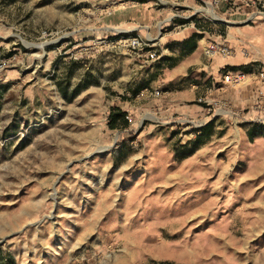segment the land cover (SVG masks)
Returning a JSON list of instances; mask_svg holds the SVG:
<instances>
[{
    "label": "rangeland",
    "instance_id": "obj_1",
    "mask_svg": "<svg viewBox=\"0 0 264 264\" xmlns=\"http://www.w3.org/2000/svg\"><path fill=\"white\" fill-rule=\"evenodd\" d=\"M203 1L0 0V264H264V0ZM192 20L252 76L162 85Z\"/></svg>",
    "mask_w": 264,
    "mask_h": 264
},
{
    "label": "crops",
    "instance_id": "obj_2",
    "mask_svg": "<svg viewBox=\"0 0 264 264\" xmlns=\"http://www.w3.org/2000/svg\"><path fill=\"white\" fill-rule=\"evenodd\" d=\"M141 5V4H140ZM146 7V10L149 9V12L152 16L157 17L159 15V10L153 7V5H148L147 3L143 4ZM144 6H142L144 8ZM171 19H164L160 20L156 23V27L159 30H162V28L169 26L171 23ZM130 17H128L126 14L123 16V26H126V24H129V27H132L133 24H137L138 21H129ZM194 21V20H192ZM192 21L190 23L191 28H194L195 31L191 32H177L172 36V40L175 42L176 46H185L186 43L188 45V42H194L196 44V48H194L192 51L187 52L185 55L183 54L184 50H172L168 53H161L159 54V58L169 61L168 59H176L178 58V61H171V63H174L170 67H166L162 69L165 71V76H167L165 79H162V85H166L168 83L169 86H208L211 82V79H214L217 81L216 74L219 73H226L228 71L231 72H238L241 71L243 73V70H233L230 67H240V66H249V73H246L247 76H252L250 72L252 71V68L254 64L250 62V60H247L244 62V60L238 58V57H232V58H217L213 62L216 64H212L209 59H211L213 56H211L207 52V46L205 45V41L208 40L209 35L203 29V27L200 26L199 23H196L195 21V27H192ZM127 22V23H126ZM138 24H143L142 21H139ZM137 24V25H138ZM134 26V25H133ZM130 29V28H129ZM197 32L201 34L198 37H194L193 34ZM194 37V38H192ZM208 43V41H207ZM186 52V50H185ZM199 73V76H195L196 73ZM208 75V79H205V76ZM220 75V74H219ZM195 77V78H194ZM146 85V84H145ZM144 85V86H145ZM258 84L254 83L252 86H257ZM142 86V85H141Z\"/></svg>",
    "mask_w": 264,
    "mask_h": 264
},
{
    "label": "built area",
    "instance_id": "obj_3",
    "mask_svg": "<svg viewBox=\"0 0 264 264\" xmlns=\"http://www.w3.org/2000/svg\"><path fill=\"white\" fill-rule=\"evenodd\" d=\"M252 4L257 5V0H249ZM261 2L260 0H258ZM205 5L210 4L212 7H219L221 4H229L230 0H209L208 2L203 1ZM264 9V2L262 4V7ZM254 15L252 16L251 19L254 17L258 16L261 14V11L259 8H257V11L253 13ZM264 14V13H263ZM192 27H195V22L192 21ZM143 28L147 30L146 27L143 26H134L133 28L130 29H124L122 32H119L118 35L115 37L119 38V41L124 44L125 47L128 48V50L133 51V50H142L143 48L147 47L150 45L151 42H155L156 38L149 37L143 34ZM207 52L213 56L216 54H221L224 57H229L232 54V51L229 46L226 44H218L215 42L209 43L207 45ZM245 74L241 71L238 72H231L228 71L226 74L224 73V82L233 84L240 82L241 78L244 77ZM130 120V118H128Z\"/></svg>",
    "mask_w": 264,
    "mask_h": 264
},
{
    "label": "trees",
    "instance_id": "obj_4",
    "mask_svg": "<svg viewBox=\"0 0 264 264\" xmlns=\"http://www.w3.org/2000/svg\"><path fill=\"white\" fill-rule=\"evenodd\" d=\"M139 1H144V0H139ZM201 34H199V33H197V32H195L194 34H193V36L194 37H198V36H200ZM194 37H192V38H194ZM194 48H196V44L193 42H188V45H187V43H186V45L184 46V52H183V54L185 55L187 52H190V51H192ZM185 50H186V52H185ZM168 60H171V61H174V63H175V61H178V58H176V59H172V58H170V59H168ZM174 63H172V65L174 64ZM231 69H233V70H243L244 72H249L250 70H249V66H240V67H230ZM214 86H217V85H214ZM122 121V124L124 125V126H127L128 125V120H127V118H126V113L125 112H119V114L117 113H112L111 114V118H110V125H111V127H115L116 125H117V122H119V121ZM212 122H210L209 124H207L205 127H203V128H201L200 130H198L199 131V134L198 135H201L202 134V131L204 130V132L205 133H207L208 134V136L211 134V132H210V128H211V126L213 125V124H211ZM203 129V130H202ZM257 136V134H256V126H253L252 128H250V130H249V139L251 140V141H253L254 139H255V137ZM201 136H199L198 138H200Z\"/></svg>",
    "mask_w": 264,
    "mask_h": 264
}]
</instances>
